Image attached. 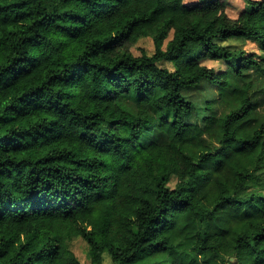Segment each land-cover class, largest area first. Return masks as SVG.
I'll return each mask as SVG.
<instances>
[{
  "label": "trees",
  "instance_id": "16d2710c",
  "mask_svg": "<svg viewBox=\"0 0 264 264\" xmlns=\"http://www.w3.org/2000/svg\"><path fill=\"white\" fill-rule=\"evenodd\" d=\"M243 1L0 0V264H81L80 237L92 264H264L261 64L224 45L264 53Z\"/></svg>",
  "mask_w": 264,
  "mask_h": 264
},
{
  "label": "rangeland",
  "instance_id": "374dc122",
  "mask_svg": "<svg viewBox=\"0 0 264 264\" xmlns=\"http://www.w3.org/2000/svg\"><path fill=\"white\" fill-rule=\"evenodd\" d=\"M196 0H187V2H193ZM246 3L243 0H229V17L236 19L243 9ZM225 46L237 50L243 51L245 56L256 59L261 64V69L256 72L251 71V77L248 79L251 83V94L253 102L256 105L258 122L264 121V53L260 51L256 43L243 40V39H232L224 43ZM144 49L149 55H153L155 48L153 41L150 38H144L138 43V47L132 49L134 55L140 56L141 50ZM207 65L211 68L221 69L224 68L223 63L219 62H207ZM162 67L171 68V65L167 62L161 63ZM200 92H187L186 97L192 99L196 104L197 112L189 120L191 123L204 125L203 119L210 115V111L206 109L207 103L205 99L209 101L216 100L218 98V88L211 84L203 83L200 88ZM121 105L128 111L136 112V101L133 99H122ZM213 109L218 111L220 114H226L229 112V108L225 104H215ZM163 135L159 136V141H164ZM173 186V184H172ZM72 250L81 264H92L89 256V246L85 239L82 237L75 239L72 242ZM103 264H111L110 258L106 255Z\"/></svg>",
  "mask_w": 264,
  "mask_h": 264
}]
</instances>
